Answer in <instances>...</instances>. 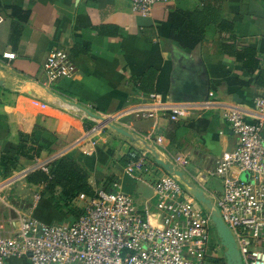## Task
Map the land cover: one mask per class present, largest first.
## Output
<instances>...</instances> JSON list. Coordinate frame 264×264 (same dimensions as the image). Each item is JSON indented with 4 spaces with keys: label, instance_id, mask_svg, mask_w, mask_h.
Returning <instances> with one entry per match:
<instances>
[{
    "label": "crops",
    "instance_id": "obj_1",
    "mask_svg": "<svg viewBox=\"0 0 264 264\" xmlns=\"http://www.w3.org/2000/svg\"><path fill=\"white\" fill-rule=\"evenodd\" d=\"M13 5L29 12L26 20L13 16ZM174 7L194 10L202 3H159L142 16L128 0H0V158L17 152L21 135L28 144L31 135L55 137L50 153L21 157L9 177L0 165V235H13L23 216L68 223L67 213L42 197L44 186L27 181L31 172L67 153L91 169L94 190L118 182L140 209L151 211L153 183L168 173L157 159L174 164L175 155L185 156L184 178L203 187L215 203L222 191V180L212 173L216 159L239 142L224 113L239 109L248 121L263 124L264 135V113L255 105L264 93V76L257 80L264 75V0H225L223 16L235 21L234 31L210 26L192 49L170 37ZM230 38L227 52L224 43ZM247 48L256 50L254 71L246 67ZM54 49L67 52L76 68L49 83L43 66ZM152 92L163 101L190 104L191 115L136 117L133 109ZM84 108L114 115L112 123L121 131L109 125L94 131L96 121ZM131 152L147 154L149 170H137L136 177L125 172ZM75 205L82 206L79 216L85 200L79 196ZM7 264L32 263L11 257Z\"/></svg>",
    "mask_w": 264,
    "mask_h": 264
},
{
    "label": "built area",
    "instance_id": "obj_2",
    "mask_svg": "<svg viewBox=\"0 0 264 264\" xmlns=\"http://www.w3.org/2000/svg\"><path fill=\"white\" fill-rule=\"evenodd\" d=\"M128 1L135 13L149 16L157 4L176 0ZM5 56L12 58L14 53ZM43 68L48 82L54 83L71 76L76 67L67 52L54 49ZM255 105L264 113V93L256 97ZM192 110L190 104L163 101L152 92L132 112L140 118L168 113L172 120H179L188 118ZM101 115L105 120L93 117L94 131L116 118ZM224 118L239 142L216 159L212 173L222 180V191L215 204L236 240L243 264H264L263 124L248 121L234 108L227 110ZM129 155L127 174L136 177L137 170H149L146 152ZM172 160L178 169L189 163L181 155ZM112 185L111 189H96L92 196L81 193L83 212L71 223L49 224L23 216L13 235H0V264H7L11 257H27L32 264H219L209 257L222 255L224 250L219 238L218 244L213 242L211 210L204 208L177 176L166 173L153 183L154 211L140 209L120 183ZM40 199L41 194L36 193L35 200Z\"/></svg>",
    "mask_w": 264,
    "mask_h": 264
},
{
    "label": "trees",
    "instance_id": "obj_3",
    "mask_svg": "<svg viewBox=\"0 0 264 264\" xmlns=\"http://www.w3.org/2000/svg\"><path fill=\"white\" fill-rule=\"evenodd\" d=\"M224 1L225 0H200L202 7L194 10H184L178 7L171 8L168 18L171 24L170 37L181 47L192 49L204 39L210 26H214L218 32H233L235 21L223 16ZM11 8L13 16L21 20L27 19L29 15L28 11H23L15 5ZM225 40L227 41V39ZM232 42H234V40L230 38L228 39V43H224V49L227 52L229 51V47L233 45ZM245 51L247 58L246 67L254 71L258 65L256 50L247 48ZM153 73H155L154 70L149 71V74L152 75ZM262 76L264 75L260 74L257 80H262ZM262 83H264L263 80ZM26 138L28 137L21 135L20 145L14 155L5 153L1 155L0 165L5 177H9L12 174L21 157L34 160L40 158L42 154L52 151L50 146L55 140L54 136L36 139L34 135H31L29 137V139H31L29 144ZM128 159L130 160V155ZM90 175V168L73 153H67L52 161L47 166V171L37 169L31 172L27 177V181L33 185L44 186L42 197L50 199L52 206L57 212L64 210L65 213L74 214V211L77 210V206L75 205L76 198L81 193L88 196H92L95 193L94 188L89 182ZM82 212L83 210L81 213ZM58 220H61V217ZM209 257L211 261L218 262L219 264H226L225 257L223 258L221 256L217 258L211 254H209Z\"/></svg>",
    "mask_w": 264,
    "mask_h": 264
},
{
    "label": "water",
    "instance_id": "obj_4",
    "mask_svg": "<svg viewBox=\"0 0 264 264\" xmlns=\"http://www.w3.org/2000/svg\"><path fill=\"white\" fill-rule=\"evenodd\" d=\"M86 109V108H84ZM86 112L92 115L93 117L105 120L104 117L92 111L86 109ZM108 125L112 128H115L119 131L121 129L117 128L112 121L108 122ZM157 162L162 165L165 170L172 175H175L179 178L181 183L187 188V190L202 204V206L208 210H211L212 213V221L215 227L216 234L221 241L225 251L224 256L226 259V264H243L242 258L236 243V240L230 230V228L224 222L218 206L213 202V200L205 193L204 188L199 186H195L191 183L190 180L184 178V173L175 167L173 163H166L161 159H157ZM248 174L244 173L243 178L247 179Z\"/></svg>",
    "mask_w": 264,
    "mask_h": 264
},
{
    "label": "rangeland",
    "instance_id": "obj_5",
    "mask_svg": "<svg viewBox=\"0 0 264 264\" xmlns=\"http://www.w3.org/2000/svg\"><path fill=\"white\" fill-rule=\"evenodd\" d=\"M245 179V178H244ZM77 206V205H76ZM78 207V206H77ZM80 209H82V206H81V208H77V210L76 211H74V214H69V213H67L66 215V218H67V222L68 223H71V222H73L76 218H77V216H78V214H79V212H80ZM214 228H212V237H213V242L214 243H216V244H218L219 243V240H218V236H217V234H216V232L213 230ZM224 251H225V249L223 250V253H222V255H221V252L220 253H218V255H214V256H216L217 258H219V257H225L224 256Z\"/></svg>",
    "mask_w": 264,
    "mask_h": 264
}]
</instances>
